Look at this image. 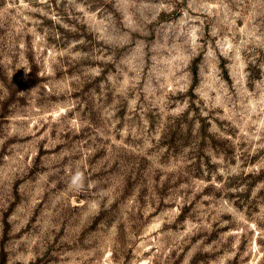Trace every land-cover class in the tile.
<instances>
[{
	"label": "rangeland",
	"instance_id": "obj_1",
	"mask_svg": "<svg viewBox=\"0 0 264 264\" xmlns=\"http://www.w3.org/2000/svg\"><path fill=\"white\" fill-rule=\"evenodd\" d=\"M0 264H264V0H0Z\"/></svg>",
	"mask_w": 264,
	"mask_h": 264
},
{
	"label": "clouds",
	"instance_id": "obj_2",
	"mask_svg": "<svg viewBox=\"0 0 264 264\" xmlns=\"http://www.w3.org/2000/svg\"><path fill=\"white\" fill-rule=\"evenodd\" d=\"M85 180H86L85 174L80 170H76L74 174L71 176L69 187L77 191L83 190L85 187Z\"/></svg>",
	"mask_w": 264,
	"mask_h": 264
}]
</instances>
